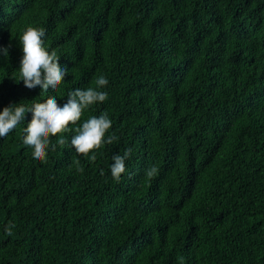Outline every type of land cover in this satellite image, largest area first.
<instances>
[{"label":"trees","instance_id":"trees-1","mask_svg":"<svg viewBox=\"0 0 264 264\" xmlns=\"http://www.w3.org/2000/svg\"><path fill=\"white\" fill-rule=\"evenodd\" d=\"M27 27L68 69L56 90L21 80ZM100 75L108 99L77 126L107 113L118 140L94 162L71 124L35 160L31 112L0 138V264H264V0H0V111Z\"/></svg>","mask_w":264,"mask_h":264},{"label":"clouds","instance_id":"clouds-1","mask_svg":"<svg viewBox=\"0 0 264 264\" xmlns=\"http://www.w3.org/2000/svg\"><path fill=\"white\" fill-rule=\"evenodd\" d=\"M46 35L44 28L27 27L20 38L23 57L20 61L19 74L24 86L35 89L40 86L43 92L49 89L56 90L68 75L67 67H61L60 58L55 50L49 52L42 39ZM5 56L8 49L3 50ZM94 87L86 89L77 88L68 93L67 102L60 106L55 96H50L44 102H35L31 107L22 103L4 107L0 111V138H5L25 119V114L31 112L32 120L24 128L23 144L32 149V156L37 161L46 162L49 150L55 151L57 146L63 148L68 141L64 136L58 134L69 131V125L75 126V135L72 136L70 145L77 154L95 161L97 156L95 150L104 144H112L118 140L115 134H108L112 128V121L107 113L99 116H91L82 124L77 126L85 110L97 103H103L108 99L107 91L103 89L109 84V80L98 76L94 81ZM106 134L107 138H106ZM52 137H57L52 142ZM92 153L91 155H89ZM132 149L128 148L123 155L117 154L112 157L114 163L110 166L114 181L119 182L121 175L126 172V161L130 158ZM77 170L83 172L76 162ZM159 168L155 165L149 166L145 171V177L151 180L157 176ZM14 224L9 222L5 231L12 234Z\"/></svg>","mask_w":264,"mask_h":264}]
</instances>
